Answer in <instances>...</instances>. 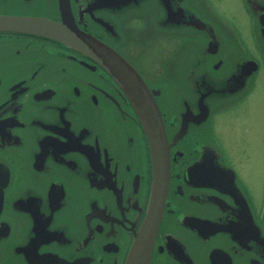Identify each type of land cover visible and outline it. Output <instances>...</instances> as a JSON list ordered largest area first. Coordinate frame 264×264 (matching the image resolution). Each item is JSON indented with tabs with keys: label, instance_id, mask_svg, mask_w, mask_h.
I'll use <instances>...</instances> for the list:
<instances>
[{
	"label": "flooded vegetation",
	"instance_id": "obj_1",
	"mask_svg": "<svg viewBox=\"0 0 264 264\" xmlns=\"http://www.w3.org/2000/svg\"><path fill=\"white\" fill-rule=\"evenodd\" d=\"M64 13L160 111L169 171L149 264H264V167L255 180L246 136L223 143L232 122L264 139V0H0V15ZM154 193L148 138L113 75L0 32V264H126Z\"/></svg>",
	"mask_w": 264,
	"mask_h": 264
},
{
	"label": "water",
	"instance_id": "obj_2",
	"mask_svg": "<svg viewBox=\"0 0 264 264\" xmlns=\"http://www.w3.org/2000/svg\"><path fill=\"white\" fill-rule=\"evenodd\" d=\"M0 32L40 35L75 48L109 71L127 93L143 124L153 155L155 193L145 224L132 243L126 264H149L153 237L162 215L159 201L166 194L169 149L158 106L146 84L116 51L80 31L70 13H64L63 23L42 17L0 15Z\"/></svg>",
	"mask_w": 264,
	"mask_h": 264
},
{
	"label": "rangeland",
	"instance_id": "obj_3",
	"mask_svg": "<svg viewBox=\"0 0 264 264\" xmlns=\"http://www.w3.org/2000/svg\"><path fill=\"white\" fill-rule=\"evenodd\" d=\"M230 126L231 127H225V125L223 126V128L226 129L223 130V143L225 144V147H229L228 149L230 151H238V145L241 143L238 138L240 136H246L247 140L245 147L254 157L251 161L250 168L254 173L253 176L255 180H258L264 167V139L260 137V127L254 123H250V121H246L244 123L232 122ZM235 153L236 152L233 154ZM256 187H258L257 184Z\"/></svg>",
	"mask_w": 264,
	"mask_h": 264
}]
</instances>
